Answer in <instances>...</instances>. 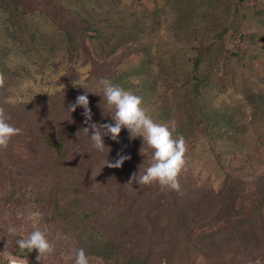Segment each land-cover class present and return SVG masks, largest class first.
<instances>
[{"label":"rangeland","instance_id":"obj_1","mask_svg":"<svg viewBox=\"0 0 264 264\" xmlns=\"http://www.w3.org/2000/svg\"><path fill=\"white\" fill-rule=\"evenodd\" d=\"M51 1L89 22L93 37L87 44L97 61L127 48L136 52L115 72L89 76L83 56L68 53L64 30L49 18L50 6L24 12L20 2L8 4L0 12V72L7 78L0 107L15 111L56 92L65 97L70 91L58 80L73 67L72 88L87 84L102 93L99 80L108 78L142 97L155 122L174 125V137L182 135L188 147L185 169L200 182L219 189L228 167L249 185L255 181L264 169V0ZM207 45L195 65L199 48ZM97 174L95 185L109 172ZM17 185L18 179L0 174V264L13 258L37 264L36 250L29 257L11 251L35 229L55 243L42 264H72L74 238L64 229L48 233V209L33 199L35 193L13 211L3 206L1 198Z\"/></svg>","mask_w":264,"mask_h":264},{"label":"trees","instance_id":"obj_2","mask_svg":"<svg viewBox=\"0 0 264 264\" xmlns=\"http://www.w3.org/2000/svg\"><path fill=\"white\" fill-rule=\"evenodd\" d=\"M16 2L24 12L50 6L49 18L64 30L68 53L75 50L83 56L90 65L89 76L114 71L136 52L127 48L112 60L99 62L90 54L87 41L93 37L92 27L85 18L51 0H0V12L8 4L16 7ZM209 46L199 48L195 65ZM74 73L70 67L58 80L70 91L65 97L56 92L42 102L21 104L15 111L3 107L9 122L22 129L7 149L0 150L1 176L18 179L17 189L1 198L3 206L13 211L35 193L33 199L48 209V233L68 231L75 250L84 248L90 264H264V169L249 185L231 167L225 168L217 190L188 169L179 177V193L156 183L147 190L136 182L128 184L133 173L145 172L153 150L142 137L130 138L127 129H122L118 141L104 137L109 152L94 149L90 134L83 131L88 126L83 108L69 110L76 97L86 92L82 86L72 88ZM83 86L88 90L92 122L114 124L112 111L100 95L103 91ZM118 154L130 158L119 168L108 167L106 162H115ZM97 170L109 175L95 185ZM17 247L11 250L13 255L22 251ZM24 251L28 257L33 255Z\"/></svg>","mask_w":264,"mask_h":264},{"label":"clouds","instance_id":"obj_3","mask_svg":"<svg viewBox=\"0 0 264 264\" xmlns=\"http://www.w3.org/2000/svg\"><path fill=\"white\" fill-rule=\"evenodd\" d=\"M6 79V75L0 72V89L5 87ZM99 85L102 87L103 99L108 109L112 111L111 118L114 124L92 122L93 113L89 107L88 90L83 85L80 86L86 89L85 94L78 95L75 102L69 105L71 112H74L77 107L83 108L84 123L88 125L83 128V131L90 134L92 147L101 153L107 148L109 152L110 149L105 145L104 137L110 136L112 140L118 141L122 129H127L130 138L142 137L143 144H147L153 150L150 166L142 175L133 173L128 184L136 182L139 185L149 186L156 183L179 193L181 191L179 177L185 169L188 150L185 138L182 135L174 137V125L169 127L167 124L155 122L143 107L142 97L113 83L108 78H101ZM9 120L10 117L5 109L0 107V150L7 149L11 139L22 134V129L11 124ZM129 158L118 154L115 162L107 161L106 165L110 168H119ZM9 233L15 234V229L10 228ZM16 243L21 250H27L30 253L36 250L37 264H42L43 260L55 252L54 241L49 238L46 231L40 229L33 230L26 237L18 239ZM74 264H90L84 248L75 250Z\"/></svg>","mask_w":264,"mask_h":264},{"label":"built area","instance_id":"obj_4","mask_svg":"<svg viewBox=\"0 0 264 264\" xmlns=\"http://www.w3.org/2000/svg\"><path fill=\"white\" fill-rule=\"evenodd\" d=\"M8 264H25L20 258H13L8 261Z\"/></svg>","mask_w":264,"mask_h":264}]
</instances>
